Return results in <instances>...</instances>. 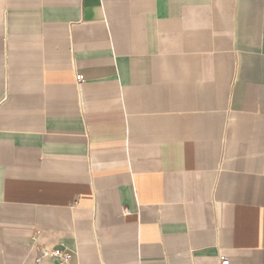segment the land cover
Returning a JSON list of instances; mask_svg holds the SVG:
<instances>
[{"label":"crops","instance_id":"0c3cea01","mask_svg":"<svg viewBox=\"0 0 264 264\" xmlns=\"http://www.w3.org/2000/svg\"><path fill=\"white\" fill-rule=\"evenodd\" d=\"M52 251L264 264V0H0V264Z\"/></svg>","mask_w":264,"mask_h":264},{"label":"built area","instance_id":"2783aa9c","mask_svg":"<svg viewBox=\"0 0 264 264\" xmlns=\"http://www.w3.org/2000/svg\"><path fill=\"white\" fill-rule=\"evenodd\" d=\"M76 78H77V80H81V76L80 75H77ZM124 212L126 214L130 213V211L128 209H125ZM50 255H54V256L57 257V259H58L57 264H70L69 261H70L71 255L68 252L52 251L50 253H44L43 256H50ZM219 258H220L221 264H228L229 263V260H228L227 257L220 256Z\"/></svg>","mask_w":264,"mask_h":264}]
</instances>
